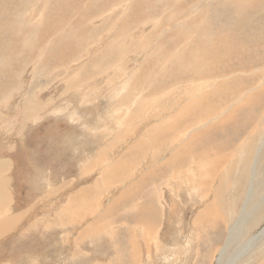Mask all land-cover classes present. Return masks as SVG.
<instances>
[{"label": "rangeland", "instance_id": "1", "mask_svg": "<svg viewBox=\"0 0 264 264\" xmlns=\"http://www.w3.org/2000/svg\"><path fill=\"white\" fill-rule=\"evenodd\" d=\"M0 167V264H216L254 182L226 264L264 226V0H0Z\"/></svg>", "mask_w": 264, "mask_h": 264}, {"label": "bare ground", "instance_id": "2", "mask_svg": "<svg viewBox=\"0 0 264 264\" xmlns=\"http://www.w3.org/2000/svg\"><path fill=\"white\" fill-rule=\"evenodd\" d=\"M117 11V10H116ZM119 11V10H118ZM113 15V14H112ZM125 22V21H124ZM146 109V108H145ZM178 111V110H177ZM156 130V129H155ZM179 133V132H178ZM154 135V134H153ZM24 145V144H23ZM190 154V153H189ZM182 155V154H181ZM100 158V156H99ZM157 158V157H156ZM257 159V158H256ZM104 161V160H103ZM136 161V160H135ZM137 162V161H136ZM93 164V163H92ZM167 164V163H166ZM173 164V163H172ZM256 164V163H255ZM170 165V164H169ZM115 166V165H114ZM172 166V165H171ZM175 166V164H174ZM173 166V167H174ZM256 166V165H255ZM164 167V166H163ZM129 169V168H128ZM142 169V168H141ZM177 169V168H175ZM173 169V170H175ZM170 172V171H169ZM3 172L1 171V167H0V175H1V179H0V203L4 202V196L7 197L3 191H1V189H4V183L2 181L3 179ZM256 173V172H255ZM166 174V173H164ZM174 175V174H173ZM256 175V174H255ZM166 176V175H165ZM255 177V176H254ZM165 180V179H164ZM252 183V182H251ZM254 183V182H253ZM252 183V188L250 190L249 196H248V201H247V205L244 207L241 215L238 218V222L235 224V228H232V230H230L229 233V238L228 241L226 243V247L221 251L220 255H219V260L216 264H223L222 260H223V256L225 255V253L228 250V246L233 244V241L235 239H238V237L243 233V230L245 228V225L247 223V220L249 219V217L252 215V213H254L256 211L257 208H259L261 206V204H259L256 208H252L253 210L251 211V209L248 207V205H250V202L252 201V197L254 195V184ZM158 184V183H157ZM200 188V187H199ZM202 189V188H201ZM22 195V194H21ZM83 197V196H82ZM264 197V196H263ZM19 198V197H18ZM79 198V197H78ZM97 203V202H96ZM107 216V215H106ZM105 220V219H104ZM230 228V227H229ZM0 231H5V227L1 228ZM89 232V231H88ZM145 233V232H144ZM219 233V232H218ZM215 237V236H214ZM264 238V226L262 227V229L259 231V233L249 239L237 252L234 256H232L230 258V260L226 263V264H234L237 260H239L242 256H244L246 253L250 252L252 249H254L257 246V243L262 240ZM190 244V243H189ZM149 246V245H148ZM240 247V246H239ZM125 248V247H124ZM126 249V248H125ZM135 262V260H134ZM133 262V263H134Z\"/></svg>", "mask_w": 264, "mask_h": 264}, {"label": "crops", "instance_id": "3", "mask_svg": "<svg viewBox=\"0 0 264 264\" xmlns=\"http://www.w3.org/2000/svg\"><path fill=\"white\" fill-rule=\"evenodd\" d=\"M87 170H89V168H87ZM158 208V207H157ZM148 212H149V214L150 215H153V213L155 212V214L157 215V218H156V221H159V210L158 209H155L154 207L153 208H150L149 210H147ZM134 212H138V209L137 208H135L134 209ZM134 214V213H133ZM142 216V215H141ZM152 217H154V216H152ZM134 222H136L138 225V227H141L142 226V224L145 222V221H147V223L149 224V225H151V226H153V224L152 223H154V221L153 222H151V224L149 223V219L145 216V218H143V220L141 221V219H138V220H133ZM134 225H135V223H134ZM143 227V226H142Z\"/></svg>", "mask_w": 264, "mask_h": 264}]
</instances>
